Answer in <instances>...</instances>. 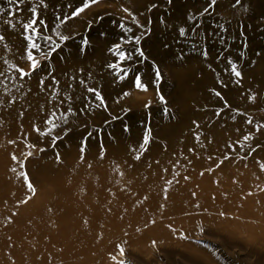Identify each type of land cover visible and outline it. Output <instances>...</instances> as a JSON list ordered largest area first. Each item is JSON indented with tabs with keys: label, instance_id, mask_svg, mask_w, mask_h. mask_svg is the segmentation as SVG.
<instances>
[{
	"label": "rangeland",
	"instance_id": "374dc122",
	"mask_svg": "<svg viewBox=\"0 0 264 264\" xmlns=\"http://www.w3.org/2000/svg\"><path fill=\"white\" fill-rule=\"evenodd\" d=\"M44 3L0 0V264H264V0H217L203 16L210 0H99L61 26L71 38L58 56L33 52L41 64L33 71L28 9L53 35L54 17L82 0ZM189 16L201 24L195 36ZM141 31L139 45L122 43ZM117 44L134 53L120 65L131 68L124 81L108 67L119 61ZM17 69L32 75L20 80ZM138 73L147 91L135 88ZM68 109L51 135L35 130Z\"/></svg>",
	"mask_w": 264,
	"mask_h": 264
},
{
	"label": "snow or ice",
	"instance_id": "6c2138e0",
	"mask_svg": "<svg viewBox=\"0 0 264 264\" xmlns=\"http://www.w3.org/2000/svg\"><path fill=\"white\" fill-rule=\"evenodd\" d=\"M9 5L16 4V3H24V0H7ZM99 0H82V4L79 7H76L75 10L69 15L68 13H65L63 16V19H61L60 15L57 14L54 17L53 23L54 27L52 28V33L53 35H49L48 33V23L41 17L40 13H38L36 7H30L28 11L32 14L31 17L28 19L27 22H24L22 24V28L24 30V39L28 41L27 45V60L31 61V68L33 71H36L40 68V59H37L36 56H34L33 52H35L41 59L43 60H49L52 58L53 54H56L57 56L59 55V52L62 51L63 47L66 46V43L70 40V35L67 34H62L60 31L62 25H66L69 21L73 20L74 18H77L85 11V9H88L90 5L98 3ZM170 3L171 0H168ZM240 0H237V3H239ZM217 3V0H210V4L208 7H206L203 12L200 13V16H203L205 14L212 15L211 12H209V8H213L215 4ZM40 5H43L45 8L47 7V4L44 3V0H38L37 6L39 7ZM71 6V5H69ZM3 11V10H0ZM125 12L128 11V9H124ZM103 17H98V19H102ZM189 22L195 23L196 17L194 16H189L188 17ZM39 21V24L37 23ZM132 23L137 24L135 16H133ZM151 23V21H149ZM41 26L43 27V32L40 31ZM138 27L143 28V26L137 24ZM215 28H218L219 31L215 33L216 36H219L221 41L225 39V37L222 35V33H225L227 29L225 28L224 24L217 23L213 25ZM119 27L123 30L125 34H128L132 32V28L130 27H125L123 23L119 25ZM201 27V24L195 23V27L192 28L191 33L192 36L196 35V30ZM179 35L180 37L184 38L185 41L189 39V36L186 33V29L184 27L179 28ZM144 36V32L141 31L139 35H136L135 37L129 36L127 40H124L123 37H121L122 43H128L132 44L135 43L136 45H139L141 42L142 37ZM5 37L3 35H0V41L4 40ZM59 41V42H58ZM41 42L43 43V48L41 47ZM178 43L180 41H177ZM89 40L87 37H84L81 39V51H84L85 48L88 46ZM193 48L196 47L195 44L192 45ZM114 54H116L119 58V61L117 63H112L109 64L108 67L111 69H115V75L119 78L120 81H124L125 79L128 78V75L131 71V68H122L120 65L124 61H131L133 59V51H122L121 50V44H117L114 46L112 49ZM227 50V49H225ZM135 55L139 56L141 58V63L147 59L145 56L144 51L137 47L135 50ZM203 56L204 58L208 57V52L206 49L203 51ZM239 56L243 58L244 52L240 51ZM181 59H183V55L180 56ZM219 58V57H218ZM227 63L231 66V73L232 75L236 78L235 83L240 84V80L242 79V72L238 70V64L234 63L232 58L229 57L227 60ZM17 71L20 73L19 79L23 80L25 76L31 77L32 73H25L20 69H17ZM123 73V75H121ZM154 73H155V79L153 81V84L159 88V84L161 82V73L158 68L154 67ZM3 73L0 72V76H2ZM53 81L55 82V78L53 77ZM80 84H84L83 80L79 81ZM41 86H43L44 81H40ZM134 86L136 89H139L141 91H147V84L142 83L141 80V74H137L135 76L134 80ZM88 92H92L95 94V99L99 101V103L96 105L97 108H100L102 105H104V100L101 97L100 93L95 89V88H87ZM124 96H127L128 93L125 92L123 93ZM216 96H220V92H216ZM70 98V97H69ZM160 101L161 103H165L163 95H160ZM64 101L61 100L60 103H63ZM146 107H149V105H146ZM165 112H167V109H164ZM72 113V109H68L67 113L61 112L59 115H57V112L54 110L51 112V118L47 119L46 123L49 125L47 131H41L39 128H36L35 130L38 132L39 135L42 136H49L51 133L60 128L62 124H66L68 121V114ZM249 124H252L251 120L247 121ZM259 130V126L257 127V131ZM198 138V137H197ZM60 139L59 136H53L52 137V142H53V147H55L56 142ZM250 139L249 135H245L243 137L244 141H248ZM148 136L145 135L143 138V143L141 144V148H144V145L148 144ZM239 143V142H238ZM87 140L82 141V147H81V154H84L87 149ZM243 147V144L240 145ZM29 147H35V145H29ZM41 151H45V149H40ZM234 150V149H233ZM135 151V150H134ZM101 152L106 153V149L101 145ZM28 156H32V153L29 152ZM59 158V156H58ZM229 157H225V159H228ZM13 159H16L15 156H13ZM136 159L139 160L141 159L140 155L136 156ZM261 169H264V163L260 164ZM27 179V177H25ZM27 188L30 193L34 196L36 194V188L33 186L31 182L27 183ZM32 197L30 196L29 199ZM23 203H27V201H22ZM223 215V213H221ZM121 255L124 254V249H120ZM115 259V257H114ZM120 264H124L123 261L120 262Z\"/></svg>",
	"mask_w": 264,
	"mask_h": 264
}]
</instances>
